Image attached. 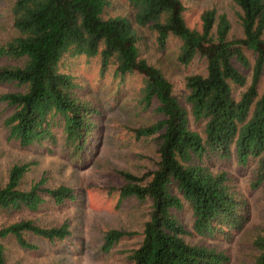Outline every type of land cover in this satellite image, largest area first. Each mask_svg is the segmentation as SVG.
Here are the masks:
<instances>
[{
    "label": "trees",
    "instance_id": "trees-1",
    "mask_svg": "<svg viewBox=\"0 0 264 264\" xmlns=\"http://www.w3.org/2000/svg\"><path fill=\"white\" fill-rule=\"evenodd\" d=\"M231 1L238 8L239 37L228 36L229 21L213 6L200 11L196 29L184 22L182 0H126L132 19L148 28L158 49L172 36L180 42L176 59L181 66L195 56L204 59L203 73L184 77L183 102L161 69L143 55L141 36L130 21L107 13L108 0H13L9 9L14 35L0 44V58L7 61L0 64V84L14 87L0 92V102L10 111L3 121L9 140L22 147L47 143L49 151L60 144L72 162L87 157L99 111L78 95V83L67 71V62L78 56L96 57L99 72H110L121 83L138 76L137 103L157 116L129 128L136 139L156 138L154 168L140 176L119 170L121 184L109 188L119 200L133 196L150 202L139 243L128 250L123 264H226L224 251L186 239L228 240L250 220L249 204L226 172L206 164L231 159L246 167L251 162L250 186L264 185V90L257 89L264 76V0ZM245 50L253 57L247 83L236 66H248ZM241 86L234 95L232 88ZM32 165L9 167L0 185V216L21 209L35 212L49 199L56 204L75 200L71 187H47L43 176L22 188ZM186 208L190 230L180 219ZM263 225L250 235L252 254L244 264H264ZM24 233L55 241L70 229L65 223L40 227L29 219L0 226L1 239L12 236L19 246L34 249ZM129 234L107 230L101 251L108 253ZM4 252L0 243V264H10Z\"/></svg>",
    "mask_w": 264,
    "mask_h": 264
},
{
    "label": "rangeland",
    "instance_id": "rangeland-1",
    "mask_svg": "<svg viewBox=\"0 0 264 264\" xmlns=\"http://www.w3.org/2000/svg\"><path fill=\"white\" fill-rule=\"evenodd\" d=\"M110 15H122L130 21L141 36L142 53L147 60L161 69L172 82V92L183 102L185 90L183 80L189 74L203 73L204 59L195 56L187 66H181L176 54L179 39L169 36L165 46L158 49L153 35L147 27L137 25L132 19L131 9L126 0H108ZM13 0H0V44L14 35L9 9ZM182 17L190 28L199 29L201 10L213 6L216 13H223L230 24L229 37H239L240 28L236 21L237 6L231 0H182ZM264 38V34H263ZM248 66L236 64L239 71L250 75L252 54L244 51ZM0 58V64L6 63ZM67 71L78 83V95L92 102L99 115L97 131L89 144V154L81 161L72 162L62 146L48 144L22 147L17 141L7 138L3 121L10 112L0 102V185L7 180L8 169L14 163H32L21 182L27 189L42 176L47 187L66 185L76 194L75 200L56 204L47 200L37 211L21 209L5 212L0 216V226L13 221L29 219L40 227L67 224L70 233L62 240L48 241L23 234V238L34 249L19 246L12 236L0 238L5 249V258L10 264H123L127 252L139 242L142 223L147 219L150 202L133 196L118 199L109 188H117L121 180L119 170L142 175L153 169L156 159V138L136 139L130 127L146 125L157 116L150 108L143 109L138 103V76H131L124 82L113 77L110 72L100 73L96 57L78 56L67 62ZM241 87H233L237 95ZM11 84H0V92L13 90ZM258 93L264 90V76L257 85ZM206 164L212 171L224 170L230 184L246 199L250 208V220L244 229L233 234L228 240L221 237H199L193 235L186 241L214 246L228 256L226 264H244L250 261L252 249L250 235L264 224V185L255 189L250 186L253 179L250 162L246 167H238L231 159L208 160ZM180 219L190 230V212L184 209ZM264 226V225H263ZM258 228V229H259ZM109 229L122 230L131 234L121 237L108 253L101 251V236Z\"/></svg>",
    "mask_w": 264,
    "mask_h": 264
}]
</instances>
